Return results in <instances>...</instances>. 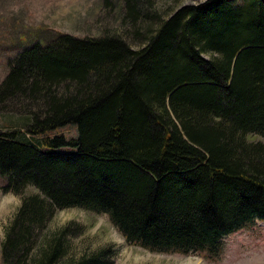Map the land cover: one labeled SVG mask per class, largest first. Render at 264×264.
I'll use <instances>...</instances> for the list:
<instances>
[{
	"label": "trees",
	"instance_id": "16d2710c",
	"mask_svg": "<svg viewBox=\"0 0 264 264\" xmlns=\"http://www.w3.org/2000/svg\"><path fill=\"white\" fill-rule=\"evenodd\" d=\"M117 1L135 41L56 32L7 57L0 111L29 118L0 129V189L21 197L1 264H110L109 246L65 259L79 224L42 235L58 209L106 212L129 243L184 254L217 255L264 220V143L245 138H264V0L166 16L160 0L104 6ZM66 124L76 136L48 135Z\"/></svg>",
	"mask_w": 264,
	"mask_h": 264
},
{
	"label": "rangeland",
	"instance_id": "374dc122",
	"mask_svg": "<svg viewBox=\"0 0 264 264\" xmlns=\"http://www.w3.org/2000/svg\"><path fill=\"white\" fill-rule=\"evenodd\" d=\"M203 1L160 0L156 7L166 16L179 6ZM119 4L117 1L109 8L104 6V0H0V79L6 73L8 56H12L23 46H28L36 38L45 41L56 32L83 36L98 35L106 30L123 34L125 38L132 40L135 30L128 24L121 25ZM144 28L146 25H141L140 30ZM28 118L29 113L0 111V129H19ZM55 134L74 137L77 129L74 124H66L48 132L49 136ZM245 138L264 143V138L257 133H248ZM3 182L0 177V185ZM37 191L29 185L24 194ZM20 198L19 195L4 193L0 189V264L5 228L17 209ZM67 223L79 224L83 231L69 236L65 259L109 246L113 251L110 264H264V220H256L224 236L217 255L207 250L188 254L148 250L126 241L106 212L83 207L56 210L42 230L45 231L42 235L52 236L54 231ZM34 251L36 252V247L32 250Z\"/></svg>",
	"mask_w": 264,
	"mask_h": 264
}]
</instances>
